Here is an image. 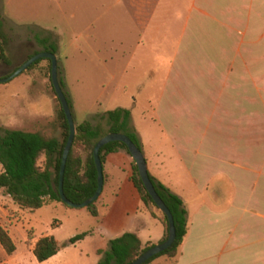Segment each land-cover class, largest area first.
Listing matches in <instances>:
<instances>
[{
	"label": "rangeland",
	"instance_id": "374dc122",
	"mask_svg": "<svg viewBox=\"0 0 264 264\" xmlns=\"http://www.w3.org/2000/svg\"><path fill=\"white\" fill-rule=\"evenodd\" d=\"M189 0H0V19L7 36L0 60V78L11 74L28 57L43 51L37 37L56 44L58 76L70 101L76 124L90 120L136 98L141 107L159 91L177 53L169 93L175 103L201 105L203 152L235 156L248 168L242 184L264 187V95L237 106L229 87L220 89L211 65L201 53V15L189 14ZM154 10V11H153ZM156 14L154 16V14ZM169 98V97H168ZM60 103L51 81V62L37 64L0 82V128L38 131L62 139ZM135 113V117H136ZM41 155L38 164H42ZM203 163L201 158V164ZM2 166L0 165V171ZM239 181L241 175L238 174ZM246 179V180H245ZM241 184V182H239ZM109 187L105 197L109 196ZM112 199V197H111ZM47 204L40 209L19 207L0 190V224L16 244L8 254L0 244V264H97L110 240L99 218L87 207ZM94 230L70 243L77 234ZM53 235L56 255L39 262L32 248L41 234ZM173 260L174 258H169Z\"/></svg>",
	"mask_w": 264,
	"mask_h": 264
},
{
	"label": "crops",
	"instance_id": "0c3cea01",
	"mask_svg": "<svg viewBox=\"0 0 264 264\" xmlns=\"http://www.w3.org/2000/svg\"><path fill=\"white\" fill-rule=\"evenodd\" d=\"M187 7L185 25L190 13L201 15V53L215 84L228 86L233 103L248 110L247 102L264 95V0H189ZM176 59L177 53L168 61L163 86L141 107L135 97L118 106L131 112L149 174L187 210L188 232L177 256H159L149 264H264V187L256 192L244 187L248 168L234 154L202 151L201 105L170 98L176 93L170 87ZM132 163L125 150L106 156L95 217L109 240L134 232L143 246L154 245L164 238L165 225L160 211L143 203L131 180ZM44 235L51 234L37 238Z\"/></svg>",
	"mask_w": 264,
	"mask_h": 264
},
{
	"label": "trees",
	"instance_id": "16d2710c",
	"mask_svg": "<svg viewBox=\"0 0 264 264\" xmlns=\"http://www.w3.org/2000/svg\"><path fill=\"white\" fill-rule=\"evenodd\" d=\"M3 26V21L0 19V60L10 64L11 61L4 52L7 36ZM37 40L43 46L44 51L57 53L56 44L48 41L47 38L37 37ZM39 61L32 65L37 64ZM59 81L64 91L62 79H59ZM64 93L67 97L65 91ZM67 101L70 106L68 97ZM100 118L105 120L106 128L103 124H93L90 120H84L76 124V135L66 162L63 184L64 194L75 203H80L93 195L97 188V171L93 158V148L103 135L109 132L124 133L143 151L141 140L131 122L129 109L117 107L101 114ZM58 119L62 128L61 140L56 137H47L38 131L2 130L0 128V165L2 166L0 190L8 194L13 202L21 208L36 210L51 201L62 202L58 191L59 172L63 150L69 135V124L61 104L58 109ZM119 150H125L131 155L123 142L113 141L104 145L99 151L102 165H104L108 154ZM41 155L44 156V160L40 165L38 160ZM132 170L131 180L139 191L145 206L159 210L146 191L134 160ZM149 176L156 192L172 214L175 226V241L170 247L143 264H149L159 256L176 257L188 232L187 210L183 200L151 174ZM96 201L87 207L94 216L98 213ZM160 215L166 229L165 236L162 239L164 241L168 236V219L161 211ZM89 233V231H86L77 234L70 238L69 242L73 244ZM0 244L8 254L16 250L15 242L1 224ZM152 245L143 246L136 233L125 232L121 236L110 240L107 250H99L102 257L97 264H128ZM58 249L59 244L56 238L53 235H44L35 240L32 252L39 262H43L57 254Z\"/></svg>",
	"mask_w": 264,
	"mask_h": 264
},
{
	"label": "water",
	"instance_id": "95a60500",
	"mask_svg": "<svg viewBox=\"0 0 264 264\" xmlns=\"http://www.w3.org/2000/svg\"><path fill=\"white\" fill-rule=\"evenodd\" d=\"M47 58L51 62V81L52 86L54 89V92L56 94L57 99L59 100V103L61 104V107L65 113L66 119L69 124V135L68 139L66 141L63 154H62V160H61V166H60V172H59V186L58 191L60 194V198L62 202L66 203L69 206L76 207V208H82V207H88L90 204H92L94 201H96L103 189V183H104V175H103V165L99 156L100 149L113 141H120L123 142L126 147L128 148L133 160L136 163V166L138 168L139 176L143 182V185L148 192V194L153 199L156 206L159 208L161 212H163L167 219H168V236L167 238L159 243H156L152 246H150L148 249L143 251L136 259H134L132 262L128 264H143L148 259L152 258L156 254L164 251L168 247H170L173 242L175 241V226L174 221L171 212L163 202V200L160 198L158 193L155 190V187L153 185V182L149 176L148 167H147V161L145 158V155L143 151L124 133H117V132H109L103 135L95 144L93 148V158L96 166L97 171V188L93 195L85 199L84 201L80 203H75L67 198V196L64 194L63 190V184H64V172L66 167V162L68 159L69 152L71 150L75 135H76V123L73 119V115L69 106V103L67 101V97L60 85L59 76H58V58L57 54L53 53L52 51H40L38 53L33 54L31 57L26 59L18 68H16L10 75L0 78V82H7L8 80L12 79L13 77L19 75L26 69H28L33 63L36 61Z\"/></svg>",
	"mask_w": 264,
	"mask_h": 264
},
{
	"label": "flooded vegetation",
	"instance_id": "af4514ba",
	"mask_svg": "<svg viewBox=\"0 0 264 264\" xmlns=\"http://www.w3.org/2000/svg\"><path fill=\"white\" fill-rule=\"evenodd\" d=\"M18 68V67H17ZM10 75V74H9ZM8 76V75H7Z\"/></svg>",
	"mask_w": 264,
	"mask_h": 264
}]
</instances>
